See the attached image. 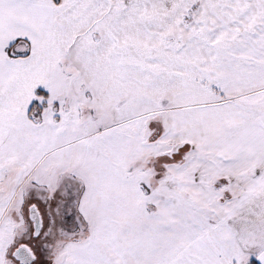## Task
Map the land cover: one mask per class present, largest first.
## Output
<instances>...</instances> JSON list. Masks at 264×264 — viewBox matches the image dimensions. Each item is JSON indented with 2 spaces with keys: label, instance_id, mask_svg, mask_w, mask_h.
<instances>
[{
  "label": "snow or ice",
  "instance_id": "obj_1",
  "mask_svg": "<svg viewBox=\"0 0 264 264\" xmlns=\"http://www.w3.org/2000/svg\"><path fill=\"white\" fill-rule=\"evenodd\" d=\"M0 264H264V0H0Z\"/></svg>",
  "mask_w": 264,
  "mask_h": 264
}]
</instances>
